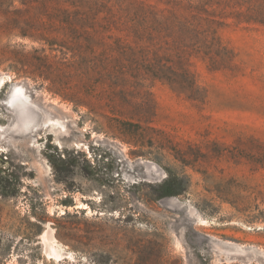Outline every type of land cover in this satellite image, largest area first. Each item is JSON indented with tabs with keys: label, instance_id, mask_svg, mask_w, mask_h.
Returning <instances> with one entry per match:
<instances>
[{
	"label": "rangeland",
	"instance_id": "rangeland-1",
	"mask_svg": "<svg viewBox=\"0 0 264 264\" xmlns=\"http://www.w3.org/2000/svg\"><path fill=\"white\" fill-rule=\"evenodd\" d=\"M21 1L0 0V166L13 175L0 179V264H264V27L232 19L247 0H207L228 16L218 32L225 51L217 70L192 58L194 101L125 78L87 101L78 79L22 68L13 53L61 55L19 36L38 21L35 11L12 14ZM19 85L26 99L40 94L70 112L64 132L44 129L37 114L13 132ZM165 169L189 188L156 200Z\"/></svg>",
	"mask_w": 264,
	"mask_h": 264
},
{
	"label": "trees",
	"instance_id": "trees-1",
	"mask_svg": "<svg viewBox=\"0 0 264 264\" xmlns=\"http://www.w3.org/2000/svg\"><path fill=\"white\" fill-rule=\"evenodd\" d=\"M126 1L123 9H117L108 0H22L23 8L12 14L35 11L38 21H25L18 27L19 36L61 56H49L43 47L19 56L13 53L12 59L45 79H78L80 88H74L87 101L99 99L106 91L114 94L123 78L135 83L159 82L196 100L197 79L191 60L200 58L211 70L219 68L218 58L225 49L218 32L221 20L228 16L209 11L212 3L207 0H167L163 9L141 0ZM247 3L246 11L235 12L232 19L264 27V0ZM122 25L123 34L113 36L112 32L120 31ZM180 155L184 166L192 165L184 154ZM165 173L156 184V200L186 193L189 181L185 175L170 169ZM12 176L0 166L2 181Z\"/></svg>",
	"mask_w": 264,
	"mask_h": 264
},
{
	"label": "bare ground",
	"instance_id": "bare-ground-1",
	"mask_svg": "<svg viewBox=\"0 0 264 264\" xmlns=\"http://www.w3.org/2000/svg\"><path fill=\"white\" fill-rule=\"evenodd\" d=\"M3 84L4 79L0 77V87H2ZM24 90L25 88L19 85L12 92L14 97L13 102H15L14 106L19 110L13 122V132L15 134L22 132L26 124L30 121V118H32V115L36 114L39 115L41 120L40 126H44V129L45 127L48 128L54 135H57V130L64 132V124L70 120V112L57 105L55 102L47 101L45 97L40 94L28 100L23 94ZM56 124L60 126L59 129L58 127L54 129Z\"/></svg>",
	"mask_w": 264,
	"mask_h": 264
},
{
	"label": "water",
	"instance_id": "water-1",
	"mask_svg": "<svg viewBox=\"0 0 264 264\" xmlns=\"http://www.w3.org/2000/svg\"><path fill=\"white\" fill-rule=\"evenodd\" d=\"M13 104H15V102H13Z\"/></svg>",
	"mask_w": 264,
	"mask_h": 264
}]
</instances>
